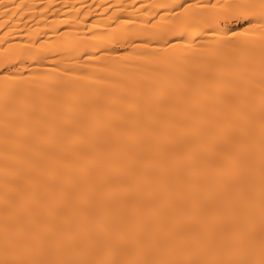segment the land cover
Masks as SVG:
<instances>
[{"label": "bare ground", "instance_id": "6f19581e", "mask_svg": "<svg viewBox=\"0 0 264 264\" xmlns=\"http://www.w3.org/2000/svg\"><path fill=\"white\" fill-rule=\"evenodd\" d=\"M260 3L0 0V264H264Z\"/></svg>", "mask_w": 264, "mask_h": 264}, {"label": "snow or ice", "instance_id": "6c2138e0", "mask_svg": "<svg viewBox=\"0 0 264 264\" xmlns=\"http://www.w3.org/2000/svg\"><path fill=\"white\" fill-rule=\"evenodd\" d=\"M259 7L264 10V0H261V3L259 5ZM241 19H245L244 17H241Z\"/></svg>", "mask_w": 264, "mask_h": 264}]
</instances>
